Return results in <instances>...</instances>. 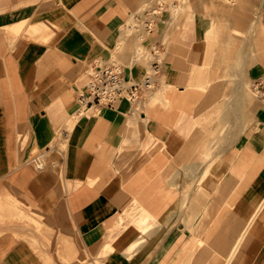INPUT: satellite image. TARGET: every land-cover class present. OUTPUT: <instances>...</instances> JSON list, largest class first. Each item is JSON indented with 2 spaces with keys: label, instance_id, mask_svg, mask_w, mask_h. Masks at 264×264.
<instances>
[{
  "label": "crops",
  "instance_id": "crops-1",
  "mask_svg": "<svg viewBox=\"0 0 264 264\" xmlns=\"http://www.w3.org/2000/svg\"><path fill=\"white\" fill-rule=\"evenodd\" d=\"M263 27L264 0H0V264H264ZM113 58L157 88L83 110Z\"/></svg>",
  "mask_w": 264,
  "mask_h": 264
},
{
  "label": "built area",
  "instance_id": "built-area-1",
  "mask_svg": "<svg viewBox=\"0 0 264 264\" xmlns=\"http://www.w3.org/2000/svg\"><path fill=\"white\" fill-rule=\"evenodd\" d=\"M157 53L156 48L153 54L156 56ZM160 65V60L155 58L141 81L126 76L124 65L114 58L90 66L85 73L84 84L75 88L77 100L83 110L114 107L124 98L138 108L157 88L162 73ZM252 89L264 103V76L254 82ZM38 158L36 155L35 160ZM37 166L42 168L43 164L39 162Z\"/></svg>",
  "mask_w": 264,
  "mask_h": 264
},
{
  "label": "rangeland",
  "instance_id": "rangeland-1",
  "mask_svg": "<svg viewBox=\"0 0 264 264\" xmlns=\"http://www.w3.org/2000/svg\"><path fill=\"white\" fill-rule=\"evenodd\" d=\"M147 10H150V8H141V9H139L138 10V12H142L143 14H145L146 12H147ZM144 16H146V14L144 15ZM145 19V18H144ZM136 23V21H134V20H132V21H130V25L132 24H135ZM263 29H264V27H263ZM129 34V33H128ZM30 35H31V33H30ZM32 36V35H31ZM122 46H125V44H123V43H118V45H117V47H116V50L114 51L115 53H114V55H117V51H119V49H121V47ZM131 47H136V45H132ZM137 48H140V47H137ZM137 59V57H135V56H131L130 57V60H132V59ZM161 60V59H160ZM162 61V60H161ZM250 91H252V90H250ZM251 94H253V96H254V98H255V101H256V103L258 104V105H260V106H264V103L262 102V100L258 97V94L256 93V92H251ZM74 124V120L73 119H71V118H68L67 119V122H66V128H70L72 125ZM57 134H58V137L57 138H62V132H61V130L60 129H57ZM36 152V154H38L37 152V150L35 151ZM34 157V155L32 156V158Z\"/></svg>",
  "mask_w": 264,
  "mask_h": 264
},
{
  "label": "bare ground",
  "instance_id": "bare-ground-1",
  "mask_svg": "<svg viewBox=\"0 0 264 264\" xmlns=\"http://www.w3.org/2000/svg\"><path fill=\"white\" fill-rule=\"evenodd\" d=\"M185 1V0H184ZM209 2V1H208ZM184 4V3H183ZM179 12V11H178ZM177 12V13H178ZM22 27V26H21ZM33 31H32V35H35V34H38V33H40L41 32V29L39 28V27H36V26H34L33 27ZM142 38V37H141ZM144 38V37H143ZM141 40V39H140ZM138 43V42H137ZM142 58V57H141ZM180 62V61H179ZM249 97V96H248ZM257 106V105H256ZM258 107V106H257Z\"/></svg>",
  "mask_w": 264,
  "mask_h": 264
}]
</instances>
